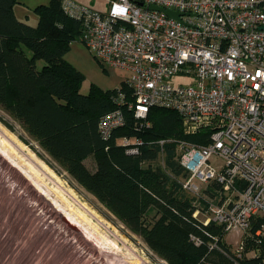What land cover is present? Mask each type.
I'll return each instance as SVG.
<instances>
[{"label":"built area","instance_id":"1","mask_svg":"<svg viewBox=\"0 0 264 264\" xmlns=\"http://www.w3.org/2000/svg\"><path fill=\"white\" fill-rule=\"evenodd\" d=\"M104 1L106 9L79 0L63 6L81 22V41L94 55L129 72L128 107L140 126L150 125L158 106L177 111L186 134L211 131L207 143L179 142L182 188L205 224L250 231L264 216V0ZM126 97L120 93L119 102ZM125 124L119 107L101 117L99 129L107 139ZM120 143L138 154L143 142L125 136ZM257 234L264 235V223Z\"/></svg>","mask_w":264,"mask_h":264},{"label":"trees","instance_id":"2","mask_svg":"<svg viewBox=\"0 0 264 264\" xmlns=\"http://www.w3.org/2000/svg\"><path fill=\"white\" fill-rule=\"evenodd\" d=\"M19 3L0 0V106L168 264H264V235L257 234L264 216L253 219L236 251L224 225L195 216L198 206L182 188L179 142L207 143L211 131L186 134L180 114L158 106L150 110V125L140 126L128 107L134 97L126 81L83 93L85 75L66 59L72 42L81 40V22L63 0H50L34 8L39 22L32 25L17 17ZM119 107L126 124L106 139L100 119ZM125 136L142 140L138 154L127 153ZM91 156L93 168L86 162ZM205 192L213 196L215 189ZM252 249L258 252L246 255Z\"/></svg>","mask_w":264,"mask_h":264},{"label":"rangeland","instance_id":"3","mask_svg":"<svg viewBox=\"0 0 264 264\" xmlns=\"http://www.w3.org/2000/svg\"><path fill=\"white\" fill-rule=\"evenodd\" d=\"M20 1L15 8L17 17L32 25L39 22L34 8L50 2ZM79 1L100 9L108 6L104 0ZM66 59L84 73L83 93L90 92L93 85L104 90L120 88L129 76L126 70L109 67L100 61L81 40L72 42ZM13 148L24 166L7 155L6 151L10 152ZM1 159L20 173L22 183L31 186L39 205L38 217L28 226L20 223L22 226L17 232H11L9 228L0 230V240L7 247L2 244L8 264H133L130 263L132 261L139 264H168L148 246L143 237L134 233L73 178L0 106ZM86 162L91 168L95 166L93 156ZM84 218L91 222L87 223ZM200 218L205 219V215L201 213ZM249 233L227 231L226 241L239 251ZM257 252L252 249L246 255ZM6 263L4 260L3 264Z\"/></svg>","mask_w":264,"mask_h":264},{"label":"bare ground","instance_id":"4","mask_svg":"<svg viewBox=\"0 0 264 264\" xmlns=\"http://www.w3.org/2000/svg\"><path fill=\"white\" fill-rule=\"evenodd\" d=\"M6 152L12 158V161L15 160L18 164L23 165L22 159L15 148L11 149L10 152ZM16 157L19 161L15 159ZM3 161L6 160L1 159L0 161V230L9 228L11 232H17L21 229L22 224L28 226L33 219L38 217L39 205L37 204L38 201L35 200L36 197L33 195L31 186L28 187L25 183H22L20 173L12 165H8ZM24 220L27 221L23 223ZM86 221L87 223L91 222H88V219ZM2 244L4 243L0 240V264H3L4 260L8 264L6 252H4L5 248ZM130 263L139 264L137 261Z\"/></svg>","mask_w":264,"mask_h":264},{"label":"water","instance_id":"5","mask_svg":"<svg viewBox=\"0 0 264 264\" xmlns=\"http://www.w3.org/2000/svg\"><path fill=\"white\" fill-rule=\"evenodd\" d=\"M151 8L152 9H156V10L165 11L170 16L177 17L179 15V13H177V12H175L173 10H170V9H164L163 7H159V6L152 5Z\"/></svg>","mask_w":264,"mask_h":264},{"label":"crops","instance_id":"6","mask_svg":"<svg viewBox=\"0 0 264 264\" xmlns=\"http://www.w3.org/2000/svg\"><path fill=\"white\" fill-rule=\"evenodd\" d=\"M18 5V4H17ZM15 8H16V6H15Z\"/></svg>","mask_w":264,"mask_h":264}]
</instances>
